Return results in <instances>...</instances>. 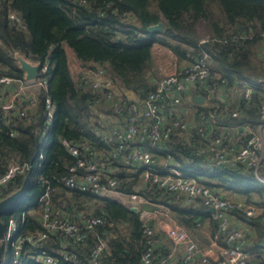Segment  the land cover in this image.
Segmentation results:
<instances>
[{
    "label": "trees",
    "instance_id": "16d2710c",
    "mask_svg": "<svg viewBox=\"0 0 264 264\" xmlns=\"http://www.w3.org/2000/svg\"><path fill=\"white\" fill-rule=\"evenodd\" d=\"M11 14L16 18H11ZM200 19L208 21V35L215 40L199 45L194 25ZM159 22L163 23L161 32L148 31V27ZM233 36L238 37L236 41ZM156 45L166 47L179 61L188 59L192 52L189 48L194 49V54L200 48L209 51L210 70L230 83L264 78V0H0V73L21 78L22 73L12 58L14 50L33 61H46L48 65L47 88L37 92L31 119L20 116V100L6 122L0 111V175L17 161L29 166L24 174L0 190V198L19 188L26 175L30 177L26 196L2 220L19 218L26 212L21 233L39 231L38 199L49 185V203L56 213L68 215L71 209L78 213L76 218L71 217L75 221H79V212H83L102 216L109 223L105 231L98 229L99 233L104 232L109 246L102 254V264H140L142 241L138 214L116 201L69 190L63 184L62 178L75 159L64 149L62 140L86 139L96 148L107 151L109 146L101 143L91 127L105 124V116H111L104 107L94 104L93 92L81 85L79 72L69 66L67 52L70 50L79 69L87 64L104 65L125 88L143 97L154 82L153 47ZM190 93L194 102L195 91ZM260 93L253 95L250 106L242 109L240 116L226 121L258 122V107L264 95ZM46 97L53 104V122L43 135ZM194 106L196 113L204 110L197 103ZM10 132L14 134L12 137ZM45 140L47 143L40 151ZM151 149L161 158L157 164L159 173L176 170L211 188L264 206V185L242 167L205 169L200 166L201 158L174 138ZM140 171L138 168L132 177L129 172L118 174V190L125 194L135 192ZM137 192L163 204L176 222L191 232L193 224L208 218L209 213L199 202L187 204L172 195ZM237 216L245 220L240 214ZM258 219L251 222L255 240L248 249L257 264H264V224ZM123 223H127L130 238L136 240L134 250L128 246V254L124 252L127 237L118 226ZM54 238L50 236L52 241L45 246L50 255L63 261L59 252L64 249L78 257L77 264H91L88 251L94 243L93 234L81 247ZM34 251L24 243L18 264H42ZM10 258L11 248L0 242V264H7Z\"/></svg>",
    "mask_w": 264,
    "mask_h": 264
},
{
    "label": "built area",
    "instance_id": "2783aa9c",
    "mask_svg": "<svg viewBox=\"0 0 264 264\" xmlns=\"http://www.w3.org/2000/svg\"><path fill=\"white\" fill-rule=\"evenodd\" d=\"M10 17L16 18L14 14ZM237 38L233 36V41ZM210 40L215 39L207 34L199 39V45ZM189 51L192 52L185 65L151 83L143 97L123 87L104 65L82 66L79 72L81 85L93 92L94 104L111 113V116H105V124L91 127L93 134L109 148L107 151L96 148L86 139L62 140L64 149L75 159L62 181L69 190L106 198L119 189L118 174L129 172L132 177L141 168L138 184L134 187L136 191L126 194L125 205L128 210L135 209L140 221V264H257L248 249L255 240L251 222L259 217L264 224V206L247 202L240 196L225 195L220 189L199 183L192 176H183L176 170L169 169L165 174L157 170L161 158L151 147L165 145L174 138L201 158V167L222 170L240 166L264 185V95L258 107V122L226 121V118L240 116L242 109L250 106L256 92L264 94V78L230 83L210 70L209 51L203 48L195 54L193 48ZM47 71L46 61L42 62L34 85H26L22 78L0 73L3 122L19 100L22 105L20 116L31 119L37 92L47 88ZM191 90L195 91L194 99L202 97L201 103L191 101ZM185 102L187 106H184ZM194 103L204 110L196 113ZM44 106L46 120L42 134L46 135L53 122V104L49 97ZM9 135L14 134L10 132ZM46 143L45 140L40 151ZM39 157L42 158L41 153ZM28 169V164L19 161L10 164L0 175V190ZM138 190L172 195L187 204L201 203L209 215L205 221L193 224L192 230L204 228L206 241L199 243L188 228L174 220L163 204L154 202ZM50 191V186H46L38 199L41 207L39 231L21 233L26 212L19 218L9 217L5 221L4 237L0 242L11 248V258L6 263L18 264L23 244L27 243L35 249L42 264H77L78 257L64 249L59 252L63 261L50 255L46 243L52 235L58 241H69L81 247L93 234L89 260L91 264H102V254L109 246L104 232L99 233L98 229L105 231L109 223L104 217L91 213H80L79 221L64 212L56 213L49 203ZM237 214L245 220L239 219ZM158 233L164 235L165 242L159 239ZM2 259L4 261L5 257Z\"/></svg>",
    "mask_w": 264,
    "mask_h": 264
},
{
    "label": "water",
    "instance_id": "95a60500",
    "mask_svg": "<svg viewBox=\"0 0 264 264\" xmlns=\"http://www.w3.org/2000/svg\"><path fill=\"white\" fill-rule=\"evenodd\" d=\"M163 29V23L159 22L155 25L148 27V31L151 33L161 32ZM15 66L22 73V80L26 85H34L37 83V79L39 77V71L42 66V62L33 61L29 59L23 52L14 50L12 56ZM195 101L198 103L202 102V97H195ZM30 184V177L26 175L23 179V183L19 188L10 192L6 196L0 198V240L4 237L5 232V221L2 220V216L8 214L18 202H20L27 194L28 188ZM208 211H212V209H208Z\"/></svg>",
    "mask_w": 264,
    "mask_h": 264
},
{
    "label": "rangeland",
    "instance_id": "374dc122",
    "mask_svg": "<svg viewBox=\"0 0 264 264\" xmlns=\"http://www.w3.org/2000/svg\"><path fill=\"white\" fill-rule=\"evenodd\" d=\"M194 26H195L197 36L199 39L204 38L209 33V24H208V21L205 19L198 20ZM156 46H154L155 48L153 47L154 48L153 49L154 72L153 73H155V80H159L162 76L175 72L176 69L174 68V63H175L174 56L163 45L159 46L158 47L159 49H156L157 48ZM68 54H69V59H70L69 66L73 70H76L77 72H81V69H79L78 67V62L77 60L74 59L70 50H68ZM121 85L125 87L122 83ZM222 192L225 193L224 191ZM205 240L206 238L203 237V243L205 242Z\"/></svg>",
    "mask_w": 264,
    "mask_h": 264
},
{
    "label": "crops",
    "instance_id": "0c3cea01",
    "mask_svg": "<svg viewBox=\"0 0 264 264\" xmlns=\"http://www.w3.org/2000/svg\"><path fill=\"white\" fill-rule=\"evenodd\" d=\"M157 48L156 49H159L158 47L159 46H156ZM155 48V47H154ZM153 48V49H154ZM168 50V49H167ZM169 52H170V50H168ZM68 53V52H67ZM171 53V52H170ZM173 56H174V54L173 53H171ZM68 56H69V54H68ZM174 58H175V63H174V68L176 69V70H179V69H181L184 65H185V63H186V60H177L176 59V57L174 56ZM75 59V58H74ZM70 60V59H69ZM76 60V59H75ZM70 62V61H69ZM153 79V78H152ZM151 79V80H152ZM154 81H157V80H155V78L153 79ZM128 90V89H127ZM225 195H228V193H224ZM228 196H238L237 194H229ZM241 197V196H240ZM126 198H127V195L125 194V193H122L121 191H119V190H117V191H115V192H111L110 194H109V196L108 197H106V199H110V200H113V201H116L117 203H119V204H121V205H123V206H125L126 205ZM72 205H74V203H72ZM126 207V206H125ZM154 210H156V208H154ZM133 213H135V209H132L131 210ZM80 213H82V212H79V214ZM66 214V213H65ZM77 214L78 213H76V212H74L73 213V211L71 210V209H69L68 210V216L71 218H76V216H77ZM126 225H127V223H123V224H118V226H120L123 230V232L125 233V235H126V237H127V239L125 240V246H126V250L124 251L126 254H128V246H129V248H130V250H134V248H135V246H136V240L133 238H130V233H129V230H128V228L126 229ZM153 225H154V223H153ZM192 234L195 236V238L197 239V241L199 242V243H203V237L205 236L204 234H205V231H204V228H202V229H200V230H193L192 231ZM158 235H159V239L160 240H162V242H165V239H164V235L162 234V233H158ZM52 236V235H51ZM55 237V236H54ZM56 239V237L54 238V240ZM50 240L52 241V239H50L49 238V240H48V242L46 243V245L47 244H50ZM57 241V240H56ZM206 241V240H205Z\"/></svg>",
    "mask_w": 264,
    "mask_h": 264
}]
</instances>
